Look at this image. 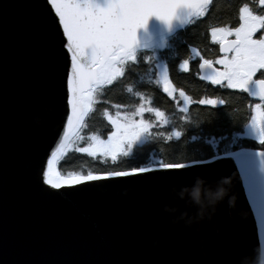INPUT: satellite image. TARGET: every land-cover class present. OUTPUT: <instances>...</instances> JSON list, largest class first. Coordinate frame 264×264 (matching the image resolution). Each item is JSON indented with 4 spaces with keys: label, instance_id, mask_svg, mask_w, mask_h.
Instances as JSON below:
<instances>
[{
    "label": "water",
    "instance_id": "1",
    "mask_svg": "<svg viewBox=\"0 0 264 264\" xmlns=\"http://www.w3.org/2000/svg\"><path fill=\"white\" fill-rule=\"evenodd\" d=\"M186 16L180 9L170 23L148 17L134 53L185 29ZM63 40L47 0H0V264H248L264 244L263 150L190 162L180 172L42 189L40 167L66 124ZM257 91L254 83L249 98L260 102ZM224 177L236 208L226 197L202 219L190 190L202 179L207 203V190Z\"/></svg>",
    "mask_w": 264,
    "mask_h": 264
},
{
    "label": "snow or ice",
    "instance_id": "2",
    "mask_svg": "<svg viewBox=\"0 0 264 264\" xmlns=\"http://www.w3.org/2000/svg\"><path fill=\"white\" fill-rule=\"evenodd\" d=\"M253 2L261 6L260 11H254L249 3H243L238 10V26L211 28V40L218 44L221 53L216 60L205 59L195 48L190 50L200 60L197 75L201 80L247 94L248 85L255 83L258 91L254 95L260 103L252 105L251 124L259 135V142L264 144V0ZM47 3L54 11L57 26H62L63 47L66 49V124L63 137L50 150L40 167L39 181L42 189L51 192L63 188L67 191L68 186L76 184L87 187V182L105 181L112 177L160 171L180 172L189 167V162H165L158 159L152 164L124 171L63 174L57 170L56 165L69 143L74 142L69 139L70 133L75 141H85L84 146L76 148L77 152L90 157L99 155L100 158H110L113 162L121 155L128 156L141 137L155 135L171 140L181 136L176 129H172L170 134L150 131L154 126L161 128L171 121L159 108L146 107L143 97H140L141 103L133 111H116L110 115L107 109L104 110L112 127L106 139L91 135L85 140L80 131L85 126L86 116L97 102L96 97L106 85H111L124 74L126 61L135 60L136 29L153 15L170 23L180 9L187 10V23L194 22V19L204 16L210 0H107L103 5L96 0H47ZM87 50L91 52L90 58L88 62H82ZM188 65L189 60L184 59L179 67L188 71ZM156 83L163 84V91L173 99L180 113L188 112L187 105L192 102L191 98L183 90L178 92L179 99L173 96L174 90L169 87L168 69L159 72ZM223 102L203 98L195 101L200 105L212 106ZM115 107L119 109L121 105ZM145 112L154 113L155 120L144 119ZM180 118L187 117L182 115Z\"/></svg>",
    "mask_w": 264,
    "mask_h": 264
},
{
    "label": "trees",
    "instance_id": "3",
    "mask_svg": "<svg viewBox=\"0 0 264 264\" xmlns=\"http://www.w3.org/2000/svg\"><path fill=\"white\" fill-rule=\"evenodd\" d=\"M243 3H249L254 11H260L259 4L253 0H213L204 16L194 19L185 29L163 39L162 46L155 45L137 51L135 60L125 62L124 74L101 91V107L95 109V104L93 105L85 118V126L80 131L85 140L91 135L106 139L112 127L104 110L111 112L115 105H121V109L134 110L141 103L140 97H143L145 104L159 108L171 121L161 128L154 126L150 131L170 134L172 129H176L181 133L179 138L168 140L163 136H149L146 142L135 145L128 156L121 155L113 162L110 158H100L99 155L90 157L77 152L76 148L84 146L85 141H75L74 137L71 140L74 142L69 143L68 149L58 161L57 170L63 174H96L146 166L158 159L190 163L240 149L264 151V144L239 137L252 115V102L248 101L247 93L225 86L215 88L205 84L197 75L199 61L192 59L190 50L192 47L197 48L204 54L203 49L207 47L211 28L238 23V10ZM184 59L191 61L188 71L179 67ZM158 65L168 69L170 86L178 92L183 90L191 98L186 114L176 109L173 99L156 83ZM202 98L224 102L215 106L195 103ZM182 115L187 118L181 119ZM151 117L152 115H144L146 120L154 121L155 118Z\"/></svg>",
    "mask_w": 264,
    "mask_h": 264
},
{
    "label": "clouds",
    "instance_id": "4",
    "mask_svg": "<svg viewBox=\"0 0 264 264\" xmlns=\"http://www.w3.org/2000/svg\"><path fill=\"white\" fill-rule=\"evenodd\" d=\"M231 183L232 181L230 178L228 177L222 178L219 184L217 185L215 191L211 189L207 190L208 201L207 203H205V201L202 200L201 198V193L202 191H204L203 189L204 181L202 179H198L196 186L192 188L190 191L194 201L201 207L200 216L202 219L204 218L205 210L207 208L211 207V211L215 212L219 204L223 202L226 197L228 198L227 202L229 207L231 209L236 208V196L229 195L230 193L229 186L231 185ZM184 191L188 192L189 189L185 188ZM125 194H127V190H125ZM216 230L219 231V229ZM248 264H264V244H258L256 247L253 248L251 254H249L248 256Z\"/></svg>",
    "mask_w": 264,
    "mask_h": 264
},
{
    "label": "rangeland",
    "instance_id": "5",
    "mask_svg": "<svg viewBox=\"0 0 264 264\" xmlns=\"http://www.w3.org/2000/svg\"><path fill=\"white\" fill-rule=\"evenodd\" d=\"M162 42V40L160 41V42H158L156 45H160V46H162L161 43ZM164 69H166V67H164V66H162V65H158V75H159V72L161 71V70H164ZM169 80V79H168ZM162 87H163V84L161 83L160 84ZM169 87L171 88V89H173L174 91H173V96H175V97H177V99H179V96H178V91L177 90H175L174 88H172L171 86H170V83H169ZM248 87H249V85H248ZM96 100H97V102H96V104H95V109L96 108H100L101 107V104H102V102H103V99L98 95V97L96 98ZM190 104V103H189ZM189 104L187 105V107L189 106ZM217 105V104H216ZM137 106H139V105H137ZM145 106L146 107H151L148 103H146L145 104ZM116 111H121V112H126V111H133V110H125L124 108L123 109H121V108H119V109H117L116 107L115 108H113L112 110H111V112H108L110 115H114L115 114V112ZM152 115V117L151 118H155V116H154V113H148V112H145V113H143V118H144V115ZM141 117H136V119H140ZM107 119V118H106ZM145 119V118H144ZM251 121V120H250ZM109 122V121H108ZM110 123V122H109ZM251 125V124H250ZM248 126H249V124H248ZM246 127L245 128V130H244V132L241 134V135H239V137H242V138H248V139H250V138H259V135H258V133L256 132V130L254 129V128H251V126H249V127ZM146 140H147V137H141V140L139 141V142H137L136 144H134V146L135 145H141L142 143H144V142H146ZM133 146V147H134Z\"/></svg>",
    "mask_w": 264,
    "mask_h": 264
},
{
    "label": "flooded vegetation",
    "instance_id": "6",
    "mask_svg": "<svg viewBox=\"0 0 264 264\" xmlns=\"http://www.w3.org/2000/svg\"><path fill=\"white\" fill-rule=\"evenodd\" d=\"M259 8H261V6L259 5ZM236 26H238V23H236L235 25H228L227 27H229V28H231V27H236ZM206 47V46H205ZM193 48V47H192ZM196 50H198L197 48H195ZM204 50V54H203V52H201L200 50H198L199 51V53H200V55L201 56H203L205 59H209V60H216L220 55H221V53L219 52V46H218V44H216V43H214L212 40H211V36H210V38H209V41H208V44H207V47L205 48V49H203ZM191 55H192V59L194 60V61H199V63H200V60H199V58L198 57H196V54H193L192 53V51H191ZM199 63H198V66H199ZM191 65V61H189V65H188V68H189V66ZM257 75H259V73L257 74ZM205 84H208V85H210V86H212V87H222V86H217V85H213V84H211V83H208V82H205V81H203ZM253 84L254 83H250L249 84V93L251 92V90H252V87H253ZM236 91H240V90H236ZM240 92H242V91H240ZM249 93L247 94V98L249 99L248 101L249 102H252V105H254V104H256V103H260V102H256V101H254V100H251L250 98H249ZM213 100H216L217 101V99H213ZM251 124V121L249 122V126H251V128H253V126H252V124ZM248 126V125H247ZM246 126V127H247ZM248 126V127H249ZM245 127V128H246ZM251 140H254L256 143H260L259 142V138H250ZM261 144V143H260Z\"/></svg>",
    "mask_w": 264,
    "mask_h": 264
}]
</instances>
